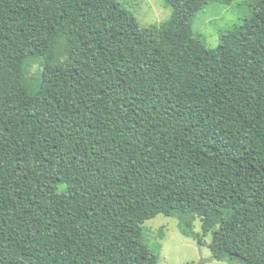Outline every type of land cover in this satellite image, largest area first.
Instances as JSON below:
<instances>
[{
  "label": "trees",
  "instance_id": "1",
  "mask_svg": "<svg viewBox=\"0 0 264 264\" xmlns=\"http://www.w3.org/2000/svg\"><path fill=\"white\" fill-rule=\"evenodd\" d=\"M164 1L146 28L118 0H0V264H157L142 225L176 212L264 264V0L216 48L190 28L215 0Z\"/></svg>",
  "mask_w": 264,
  "mask_h": 264
},
{
  "label": "rangeland",
  "instance_id": "2",
  "mask_svg": "<svg viewBox=\"0 0 264 264\" xmlns=\"http://www.w3.org/2000/svg\"><path fill=\"white\" fill-rule=\"evenodd\" d=\"M118 1L134 13L141 27L161 25L171 14V8L164 0ZM253 1L215 0L207 3L191 19L193 35L200 37L206 46L216 48L223 34L251 16ZM142 228L145 243L158 255L157 264H241L213 258L209 248L211 234L202 235L201 219L195 213L176 212L170 216L159 213L146 220ZM199 238L201 245L197 241Z\"/></svg>",
  "mask_w": 264,
  "mask_h": 264
}]
</instances>
